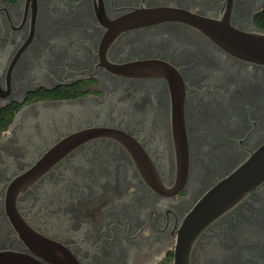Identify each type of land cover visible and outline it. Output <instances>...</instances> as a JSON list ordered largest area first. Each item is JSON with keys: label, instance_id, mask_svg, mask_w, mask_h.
I'll return each instance as SVG.
<instances>
[{"label": "flooded vegetation", "instance_id": "obj_1", "mask_svg": "<svg viewBox=\"0 0 264 264\" xmlns=\"http://www.w3.org/2000/svg\"><path fill=\"white\" fill-rule=\"evenodd\" d=\"M223 10L264 31V0H0V250L173 264L184 216L264 144V65L193 23ZM190 264H264V181Z\"/></svg>", "mask_w": 264, "mask_h": 264}, {"label": "water", "instance_id": "obj_2", "mask_svg": "<svg viewBox=\"0 0 264 264\" xmlns=\"http://www.w3.org/2000/svg\"><path fill=\"white\" fill-rule=\"evenodd\" d=\"M228 14V10H223L217 19L193 18V23L230 55L264 65V31L236 29L229 24ZM180 15L181 19L188 20ZM175 110L176 115H181V106H177ZM263 181L264 144L210 187L184 216L179 227L173 264H190V252L200 233ZM0 264L40 263L22 253L0 250Z\"/></svg>", "mask_w": 264, "mask_h": 264}]
</instances>
